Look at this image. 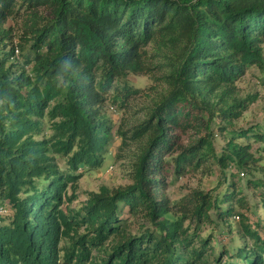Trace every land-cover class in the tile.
<instances>
[{"label": "trees", "instance_id": "1", "mask_svg": "<svg viewBox=\"0 0 264 264\" xmlns=\"http://www.w3.org/2000/svg\"><path fill=\"white\" fill-rule=\"evenodd\" d=\"M252 68L264 84V0H0V264H264V116L234 127ZM154 72L130 184L72 208L110 156L107 100ZM206 165L215 195L173 203L169 179Z\"/></svg>", "mask_w": 264, "mask_h": 264}, {"label": "rangeland", "instance_id": "2", "mask_svg": "<svg viewBox=\"0 0 264 264\" xmlns=\"http://www.w3.org/2000/svg\"><path fill=\"white\" fill-rule=\"evenodd\" d=\"M26 19V13L21 9L17 18L11 22L13 28V36L17 39L23 32V25ZM154 77L147 75H130L129 82L133 91H138L136 95L131 96L126 103L121 107L112 108L115 105L112 100H107V111L115 122L114 125V139L110 148L109 157L104 166L100 170H93L84 172L82 168L78 173L84 174L79 181V188L77 197L73 199L72 208H77L80 204L87 200L90 192H98L102 188H118L130 184L129 173L131 171L136 154L139 153L140 140L139 138H132V134L137 129L139 124L149 118L150 112L154 107V102L159 98L160 93L164 89L162 81L156 80L161 76L159 72H154ZM260 73L256 68H252L247 75L238 82V87L242 94H255L257 101L253 103L248 111H246L242 118L234 123L236 128H247L261 120L264 116V84L260 81ZM125 82L121 80L119 85ZM120 131L125 132V136L120 134ZM126 139V143L123 141ZM241 177L242 174H240ZM217 170L215 167H202L199 170L189 169L187 173L180 178H170L166 193L173 203L188 204L190 198H193L197 192H204L209 196L215 195V189L219 182ZM71 193V192H69ZM68 205V204H66ZM64 206V209L66 208ZM4 208L6 214V206ZM249 224L252 228L258 230L262 235L263 231L257 226V219L252 214L248 213ZM236 227L241 219L233 220ZM256 225V226H255ZM208 231L210 227L208 226ZM233 232L232 236H235ZM227 242V232L221 236Z\"/></svg>", "mask_w": 264, "mask_h": 264}, {"label": "built area", "instance_id": "3", "mask_svg": "<svg viewBox=\"0 0 264 264\" xmlns=\"http://www.w3.org/2000/svg\"><path fill=\"white\" fill-rule=\"evenodd\" d=\"M16 52L18 53V52H19V50L17 49V50H16ZM3 213H4V208H3V207H1V208H0V214H3Z\"/></svg>", "mask_w": 264, "mask_h": 264}]
</instances>
